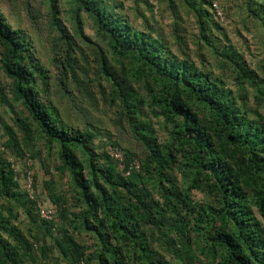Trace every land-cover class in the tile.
<instances>
[{
	"label": "trees",
	"instance_id": "16d2710c",
	"mask_svg": "<svg viewBox=\"0 0 264 264\" xmlns=\"http://www.w3.org/2000/svg\"><path fill=\"white\" fill-rule=\"evenodd\" d=\"M179 1L203 41L193 55L170 0L173 42L131 23L122 0H43L60 83L79 68L139 151L67 121L30 35L0 10V264H264V55L252 65L228 41L235 0L221 23L207 2ZM242 6L264 37V0ZM108 146L138 172L118 170ZM36 165L50 175L42 192Z\"/></svg>",
	"mask_w": 264,
	"mask_h": 264
},
{
	"label": "rangeland",
	"instance_id": "374dc122",
	"mask_svg": "<svg viewBox=\"0 0 264 264\" xmlns=\"http://www.w3.org/2000/svg\"><path fill=\"white\" fill-rule=\"evenodd\" d=\"M122 1L132 21L131 23H134L135 26L140 28V23L147 20L153 24L152 26H154L156 31L163 32L168 40L173 42L174 37L171 34L173 31L172 23L176 21H174L169 10V0H146L147 3L140 0ZM170 1L175 10L180 12V16L183 20L181 24L178 23L184 28L179 35L182 41H184L183 43L186 44L188 51L193 55L197 52V43L199 45L203 44V41L198 42L199 37L196 25L193 23L194 19L191 15L186 16L184 13L185 10L180 3L181 1ZM220 1L222 6H227L231 0ZM242 3L243 0H235L233 8L230 11V17H226L223 25L228 36V41L233 45V48H237L240 53H243L244 57L252 61V65H256V63L260 61L258 59L262 58L264 55V46L262 45L264 41L263 32L255 21L246 16L247 13ZM136 5L139 13L135 10ZM0 10L4 13L9 23L22 28L30 35L37 57L49 72L50 99L59 107L67 121L81 128L89 124L92 129L99 133L98 138H100L101 141L105 142L106 136H108L112 141L116 140L123 142L124 145H127L131 149L139 151L125 121L118 118L117 112L119 106L117 103H110L108 98L103 99L101 93H96L95 91V95H93L90 90L85 88L83 85L85 78L84 74L77 66L78 69L74 78L68 74V79L64 82V85L60 83V71L56 67L55 61H53V58L56 60V58H60V56L57 50L55 52L51 47L53 40L52 29L47 24L43 0H0ZM139 14H141L142 17ZM89 32V26H86L85 33L91 36L92 34ZM213 34L215 38L220 39V35L217 31L213 30ZM78 45L83 52V56L78 55L76 57L78 60L77 65L84 66L85 61L92 62L91 50L79 41ZM212 65L214 64L212 63ZM70 77L73 79L71 80ZM226 79L230 86H232L231 78L228 76ZM249 91L248 96L250 97L249 99H251L253 94L251 90ZM104 93H106V91ZM88 94H91L92 99L89 98ZM248 105L252 106L250 100L248 101ZM3 121L12 125V122L6 117H3ZM16 167L20 169L21 164L17 163ZM31 173L35 174L37 177L38 192H42V181L45 178H49L50 175L46 176L38 165H36ZM27 183H29V181ZM59 186L65 187L64 180L60 182ZM193 196L197 201H201L203 198L199 192H194ZM39 197L42 201H46L45 199H47L44 193ZM85 240L90 242L87 239Z\"/></svg>",
	"mask_w": 264,
	"mask_h": 264
},
{
	"label": "built area",
	"instance_id": "2783aa9c",
	"mask_svg": "<svg viewBox=\"0 0 264 264\" xmlns=\"http://www.w3.org/2000/svg\"><path fill=\"white\" fill-rule=\"evenodd\" d=\"M210 5L211 10L214 13L215 19L218 23L224 21V8L221 5L219 0H203ZM108 155L116 162L117 168L120 171L124 172L125 176L134 172H138L140 164L136 159L130 161L128 165L124 162V157L121 150L118 147H107ZM39 214L40 217L46 220H52L55 215V208L50 205L45 204H38Z\"/></svg>",
	"mask_w": 264,
	"mask_h": 264
}]
</instances>
